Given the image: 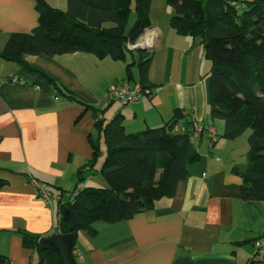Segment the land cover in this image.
<instances>
[{"label":"crops","instance_id":"1","mask_svg":"<svg viewBox=\"0 0 264 264\" xmlns=\"http://www.w3.org/2000/svg\"><path fill=\"white\" fill-rule=\"evenodd\" d=\"M152 11L144 40L155 48L141 50L151 53L150 94L129 105L104 97L127 80L126 61L74 52L26 55L27 66L0 55V253L11 264H38V251L23 247L18 230L51 235L63 218L58 205L44 203L32 179L63 193L64 201L76 189L108 188L100 174L106 154L100 126L119 116L126 131L136 133L164 125L177 109L184 114L181 126L193 131L194 123L214 125L217 141L206 133L196 139L199 160L151 209L114 223L96 221L94 235L79 230L77 263L264 264L253 244L264 237V198L242 197L249 135L222 136L225 121L211 116L212 63L201 39L178 34L170 24L173 14L160 23ZM38 22L36 0H0V52L11 35L29 33ZM121 61L124 67L116 65ZM131 69L138 81V65ZM96 145L100 155L92 167Z\"/></svg>","mask_w":264,"mask_h":264},{"label":"trees","instance_id":"2","mask_svg":"<svg viewBox=\"0 0 264 264\" xmlns=\"http://www.w3.org/2000/svg\"><path fill=\"white\" fill-rule=\"evenodd\" d=\"M174 10L171 26L180 35L199 37L204 55L212 63L210 72L211 116L225 121L222 136L235 139L249 134L248 165L242 197L264 198V0H168ZM39 22L29 33L11 35L0 52L4 58L27 65L26 55H60L90 52L127 61L129 81H137L131 69L138 65L140 81L150 88L147 70L151 53L134 50L128 43L152 27L151 0H68L67 9L36 0ZM135 24L127 31L131 12ZM184 114L174 116L160 127L127 132L122 118L101 125L106 154L100 174L109 187L76 189L74 196L58 202L70 210L68 224L60 216L56 232L86 230L94 235L96 221L114 223L151 209L155 202L174 193L179 180L190 174L200 158L192 130L176 131ZM96 145L90 165L99 157ZM89 165V166H90ZM90 168L92 169V167ZM62 196L63 193L59 192ZM61 215V214H60ZM24 248L38 251V264H65L59 253L42 251L40 236L18 230ZM0 264H11L0 253ZM78 264V263H77ZM253 264V261H250Z\"/></svg>","mask_w":264,"mask_h":264},{"label":"built area","instance_id":"3","mask_svg":"<svg viewBox=\"0 0 264 264\" xmlns=\"http://www.w3.org/2000/svg\"><path fill=\"white\" fill-rule=\"evenodd\" d=\"M151 45V44H150ZM128 47L133 49L134 44L128 43ZM150 94V88L145 87L140 81L123 80L118 84L110 86L104 97L111 101L117 102L119 106H125L130 103L137 102ZM176 131L186 132L187 127L178 124L175 128ZM206 133L211 142H216L218 139V130L214 125L209 126L207 129L198 126L196 123L193 125V131L190 133V139L195 142L196 139ZM36 186L39 195L42 197L44 203L50 207H54L59 201L63 200L60 193L53 192L48 185L37 179H32ZM74 193L69 194V198L73 197ZM254 246L258 249L264 260V237L256 238L253 241Z\"/></svg>","mask_w":264,"mask_h":264},{"label":"water","instance_id":"4","mask_svg":"<svg viewBox=\"0 0 264 264\" xmlns=\"http://www.w3.org/2000/svg\"><path fill=\"white\" fill-rule=\"evenodd\" d=\"M144 34L134 44V50L153 51L155 48L153 41L149 43L144 40ZM151 44V45H150ZM63 223L68 224L70 220V210L67 207L62 208ZM76 244V233H53L51 235L42 236L38 240V247L42 251H53L59 253L65 261V264H77L74 252Z\"/></svg>","mask_w":264,"mask_h":264},{"label":"rangeland","instance_id":"5","mask_svg":"<svg viewBox=\"0 0 264 264\" xmlns=\"http://www.w3.org/2000/svg\"><path fill=\"white\" fill-rule=\"evenodd\" d=\"M57 4H59V3H57ZM58 8L63 9V7H58ZM151 8L153 10L152 12H153L154 20H156L157 22H160V23L166 22L168 14L171 15L174 13V10L171 9V6L169 5L168 0H151ZM66 9H67V6H66ZM66 9H63V10H66ZM136 20H137L136 13L134 11H132L130 18H129V21H128L127 26H126L127 31L135 24ZM129 61H131V55L128 53V59L126 62H129ZM125 64H126L125 62L121 61V62H118L116 65L117 66L123 65V67H124ZM126 75H127V71H125V73H124V76H126ZM127 105H129V104H127ZM250 132H251L250 130H247L242 135H245V137H246V135H249Z\"/></svg>","mask_w":264,"mask_h":264},{"label":"bare ground","instance_id":"6","mask_svg":"<svg viewBox=\"0 0 264 264\" xmlns=\"http://www.w3.org/2000/svg\"><path fill=\"white\" fill-rule=\"evenodd\" d=\"M145 43H146V41H145Z\"/></svg>","mask_w":264,"mask_h":264}]
</instances>
